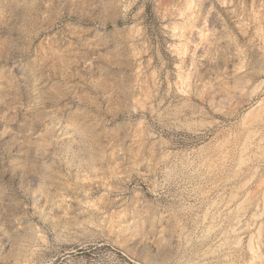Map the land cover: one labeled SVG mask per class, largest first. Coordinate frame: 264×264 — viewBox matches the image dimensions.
I'll return each instance as SVG.
<instances>
[{
  "label": "rangeland",
  "instance_id": "1",
  "mask_svg": "<svg viewBox=\"0 0 264 264\" xmlns=\"http://www.w3.org/2000/svg\"><path fill=\"white\" fill-rule=\"evenodd\" d=\"M0 264H264V0H0Z\"/></svg>",
  "mask_w": 264,
  "mask_h": 264
},
{
  "label": "bare ground",
  "instance_id": "2",
  "mask_svg": "<svg viewBox=\"0 0 264 264\" xmlns=\"http://www.w3.org/2000/svg\"><path fill=\"white\" fill-rule=\"evenodd\" d=\"M19 204L17 199H9L3 202V208L7 211H14L19 208Z\"/></svg>",
  "mask_w": 264,
  "mask_h": 264
}]
</instances>
